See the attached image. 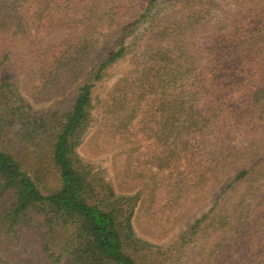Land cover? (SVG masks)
Segmentation results:
<instances>
[{"label":"trees","instance_id":"trees-1","mask_svg":"<svg viewBox=\"0 0 264 264\" xmlns=\"http://www.w3.org/2000/svg\"><path fill=\"white\" fill-rule=\"evenodd\" d=\"M8 25L0 264H185L199 239L191 264H264V0H0V28ZM10 60L23 88L47 94L46 109H29L2 77ZM126 60L99 102L115 157L141 137L157 172L175 174L164 190L200 202L221 187L164 248L134 233L143 188L116 195L77 153L95 120L93 89Z\"/></svg>","mask_w":264,"mask_h":264},{"label":"rangeland","instance_id":"rangeland-1","mask_svg":"<svg viewBox=\"0 0 264 264\" xmlns=\"http://www.w3.org/2000/svg\"><path fill=\"white\" fill-rule=\"evenodd\" d=\"M11 24V23H10ZM6 26L0 28V32L4 29L12 28ZM10 30V29H9ZM0 38H2L0 36ZM2 44L0 43V61L3 56ZM130 66L128 61L121 62L110 69V79L98 84L92 91V102L95 105L94 123L89 131L84 136L82 143L77 148L79 158L87 164L103 171L105 178L111 184L116 195L133 194L139 188H143L144 199L143 207L136 210L133 218V230L136 237L148 243L164 248L175 241L180 233L188 228V226L197 218L206 213L213 205L215 197L221 190L219 187L214 194L209 195L206 199L198 202L195 196L188 191L177 192L164 190V187L172 185L175 179L173 173L168 179L162 177L157 172L154 165L147 158L148 151L152 147V142L146 139L142 140L139 147H129L120 153V157L116 158L118 151L115 146L116 141L110 140L105 131L100 128L102 118L100 110V101L108 99V94L112 90L117 79L121 78ZM2 77L12 80L19 86V91L22 94L25 104L32 111L46 109L51 102L48 101L46 93L39 92L33 89L36 83H31L28 89L22 87V77L19 71L16 70L12 60H10L2 68ZM70 93V92H68ZM67 93V94H68ZM69 96V95H68ZM72 95L68 97V101ZM115 142V143H114ZM123 150V149H121ZM122 154V155H121ZM130 161V167L123 170V165L126 160ZM185 163L182 162L180 170H183ZM168 173L163 175L167 176ZM53 177H49L48 184H53ZM229 179H226L228 182ZM224 183V185L226 184ZM153 184L159 189L153 195L150 194ZM149 195H152L150 198ZM227 196L222 195L219 202H222ZM202 240H197L191 247L185 251V264H191L192 258L199 251Z\"/></svg>","mask_w":264,"mask_h":264}]
</instances>
